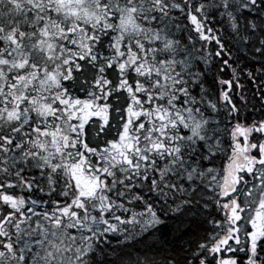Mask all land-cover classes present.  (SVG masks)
I'll return each instance as SVG.
<instances>
[{
	"label": "snow or ice",
	"instance_id": "1",
	"mask_svg": "<svg viewBox=\"0 0 264 264\" xmlns=\"http://www.w3.org/2000/svg\"><path fill=\"white\" fill-rule=\"evenodd\" d=\"M0 264H264V0H0Z\"/></svg>",
	"mask_w": 264,
	"mask_h": 264
}]
</instances>
